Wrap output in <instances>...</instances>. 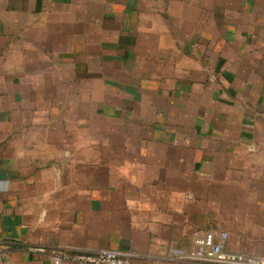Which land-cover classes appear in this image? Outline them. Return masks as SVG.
I'll return each instance as SVG.
<instances>
[{"label": "crops", "instance_id": "obj_1", "mask_svg": "<svg viewBox=\"0 0 264 264\" xmlns=\"http://www.w3.org/2000/svg\"><path fill=\"white\" fill-rule=\"evenodd\" d=\"M207 231L264 264V0H0V264Z\"/></svg>", "mask_w": 264, "mask_h": 264}, {"label": "built area", "instance_id": "obj_2", "mask_svg": "<svg viewBox=\"0 0 264 264\" xmlns=\"http://www.w3.org/2000/svg\"><path fill=\"white\" fill-rule=\"evenodd\" d=\"M227 234L211 231L195 235L189 251H177L173 264L191 262L198 264H263L262 260L225 250ZM42 252V250H40ZM53 264H135L128 253L102 250L94 253H70L61 249L49 251Z\"/></svg>", "mask_w": 264, "mask_h": 264}]
</instances>
